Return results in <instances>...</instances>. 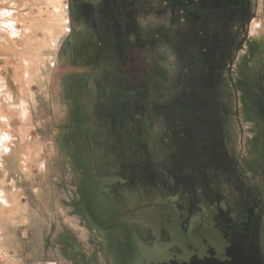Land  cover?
<instances>
[{"label": "rangeland", "instance_id": "rangeland-1", "mask_svg": "<svg viewBox=\"0 0 264 264\" xmlns=\"http://www.w3.org/2000/svg\"><path fill=\"white\" fill-rule=\"evenodd\" d=\"M151 263L264 264V0H0V264Z\"/></svg>", "mask_w": 264, "mask_h": 264}, {"label": "flooded vegetation", "instance_id": "flooded-vegetation-1", "mask_svg": "<svg viewBox=\"0 0 264 264\" xmlns=\"http://www.w3.org/2000/svg\"><path fill=\"white\" fill-rule=\"evenodd\" d=\"M214 241V240H213ZM218 245V248L220 249V251H223L225 249V244L222 241H215Z\"/></svg>", "mask_w": 264, "mask_h": 264}, {"label": "crops", "instance_id": "crops-1", "mask_svg": "<svg viewBox=\"0 0 264 264\" xmlns=\"http://www.w3.org/2000/svg\"><path fill=\"white\" fill-rule=\"evenodd\" d=\"M86 224H87V222H86ZM88 225V224H87ZM163 263V262H162ZM152 264V263H151Z\"/></svg>", "mask_w": 264, "mask_h": 264}]
</instances>
